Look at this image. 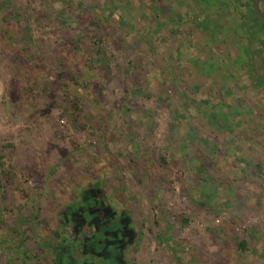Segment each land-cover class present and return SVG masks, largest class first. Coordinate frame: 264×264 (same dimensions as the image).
Wrapping results in <instances>:
<instances>
[{"label": "rangeland", "instance_id": "obj_1", "mask_svg": "<svg viewBox=\"0 0 264 264\" xmlns=\"http://www.w3.org/2000/svg\"><path fill=\"white\" fill-rule=\"evenodd\" d=\"M168 4L0 0V263L47 264L91 185L103 236L126 213L125 264H264L262 93L237 97L218 77H237L232 55L173 28Z\"/></svg>", "mask_w": 264, "mask_h": 264}, {"label": "crops", "instance_id": "obj_2", "mask_svg": "<svg viewBox=\"0 0 264 264\" xmlns=\"http://www.w3.org/2000/svg\"><path fill=\"white\" fill-rule=\"evenodd\" d=\"M159 1L169 3L168 8L160 6V9L168 10L167 14L173 28H182L185 24L184 31L187 35L201 36L202 48L213 51L219 44L227 52L226 59L229 58L228 53L232 55L230 59L237 69V77L235 72L229 69L219 73L218 77L221 80L231 79L237 83V97L246 89L250 96L257 98L262 93L264 103V21L254 12V0ZM260 8L264 12V0H261ZM206 64L213 69L223 65L222 62L221 64L203 62L202 66ZM220 107L224 114L236 109L229 105ZM2 242L0 239V245ZM1 250L0 248V253ZM25 253L26 257H31L28 251ZM0 264H15V261L12 256H7Z\"/></svg>", "mask_w": 264, "mask_h": 264}, {"label": "trees", "instance_id": "obj_3", "mask_svg": "<svg viewBox=\"0 0 264 264\" xmlns=\"http://www.w3.org/2000/svg\"><path fill=\"white\" fill-rule=\"evenodd\" d=\"M204 101L205 103L208 102V100ZM97 195H99V193L97 194L96 190L92 189L91 185H89L87 188L81 190L77 199H74L70 204H67L59 211V226L63 228L69 226V232L68 234L66 233L62 235L59 231H55L54 235L56 240L54 242L49 240L41 243L40 247L49 251L50 254L47 264H95L92 260V257L95 256L100 258L101 262H99V264H113L110 257L101 252L104 251L103 249H107V247H114L115 256L120 259L122 264H125L122 259V253L124 252L125 246L117 250L115 246L116 244L113 240L116 239L117 236L120 238L127 236L123 234V229L126 225L128 228V222H124L123 220L122 223L120 221V226L116 228V231L113 234H108V236L104 235V237L103 234L105 232L108 233L111 228V226H108L106 223L107 216L100 219L99 223L93 221L92 217L89 220L85 219V211L90 212L94 219L96 217L95 208L98 207L100 201L101 204L104 202L103 199L98 200ZM84 208H86V210H83ZM123 217L127 218L125 211L119 215L121 220ZM85 226L91 230V233L79 236V233ZM97 230H101L100 238L97 236ZM92 244L93 249L89 247ZM238 247L245 250V241L243 240L239 242ZM76 252H79V255L81 256L80 258L74 256Z\"/></svg>", "mask_w": 264, "mask_h": 264}, {"label": "flooded vegetation", "instance_id": "obj_4", "mask_svg": "<svg viewBox=\"0 0 264 264\" xmlns=\"http://www.w3.org/2000/svg\"><path fill=\"white\" fill-rule=\"evenodd\" d=\"M95 211H96V217L93 219V221H95L96 223H99V220L104 218V217H108L110 215V210H106V212H104V215H99L98 214V207L95 208ZM127 218L126 217H123L122 218V221L124 220V222H128V219L126 220ZM127 226V225H126ZM125 226V228L123 229V234H125L126 237L124 238H120L117 236L116 239L113 240V242H115V246L117 248V250H119L120 248L124 247V250L126 248V245H127V242H129V240L131 239V235H132V230L128 224V228ZM87 228V227H86ZM91 233V232H90ZM113 234V233H112ZM106 240V239H104ZM112 243V242H111ZM126 244V245H125ZM91 249H93V244L91 246H89ZM105 250V249H103ZM103 252V254H106L105 251H101ZM98 253V252H97ZM119 253V252H118ZM123 254V253H122ZM96 258H99L98 256H95ZM95 257H92V259H94ZM100 259V258H99ZM95 264H99V262H95Z\"/></svg>", "mask_w": 264, "mask_h": 264}, {"label": "water", "instance_id": "obj_5", "mask_svg": "<svg viewBox=\"0 0 264 264\" xmlns=\"http://www.w3.org/2000/svg\"><path fill=\"white\" fill-rule=\"evenodd\" d=\"M260 2L261 0H254L253 8L255 14L264 21V12L260 8Z\"/></svg>", "mask_w": 264, "mask_h": 264}]
</instances>
